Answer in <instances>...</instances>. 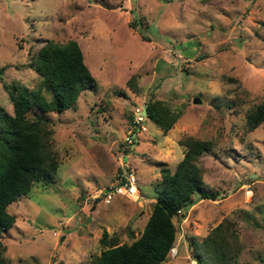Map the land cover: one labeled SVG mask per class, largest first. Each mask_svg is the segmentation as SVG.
I'll list each match as a JSON object with an SVG mask.
<instances>
[{"label": "rangeland", "instance_id": "obj_1", "mask_svg": "<svg viewBox=\"0 0 264 264\" xmlns=\"http://www.w3.org/2000/svg\"><path fill=\"white\" fill-rule=\"evenodd\" d=\"M76 38L97 88L74 108L47 113L58 169L53 183L37 182L7 206L16 216L1 235L10 264H89L103 232L117 243L138 238L160 168L175 169L184 136L212 141L200 163L219 203L193 195L178 255L161 264L197 262L188 238L224 218L242 244L234 264H264V122L245 130L246 113L264 100V0H0V105L12 112L1 80L37 86L32 51ZM150 96L180 116L166 133L144 116L129 142L139 127L133 115ZM124 165L141 198L93 200L117 184Z\"/></svg>", "mask_w": 264, "mask_h": 264}, {"label": "trees", "instance_id": "obj_2", "mask_svg": "<svg viewBox=\"0 0 264 264\" xmlns=\"http://www.w3.org/2000/svg\"><path fill=\"white\" fill-rule=\"evenodd\" d=\"M27 66L40 77L36 87L17 80H1L12 112L0 105V264H10L1 235L16 220L7 206L28 196L35 183L50 185L55 181L58 162L52 147L53 122L47 113L74 108L83 91L97 88V80L74 39L63 43L45 40L29 54ZM128 82L131 85L132 78ZM44 92L50 93V99ZM144 107L146 117L165 133L180 116L167 102L153 96ZM263 122L264 100L246 113L245 130L250 132ZM179 144L184 148L183 157L174 170L160 168L162 181L140 236L131 243H117L103 232V248L89 264H161L176 240L177 211L183 209L185 217L195 193L201 198L216 199L215 192L204 185L200 163L203 153L211 151L212 141L184 136ZM188 244L198 264H234L242 250L234 222L229 218L222 219L201 239L190 236Z\"/></svg>", "mask_w": 264, "mask_h": 264}, {"label": "built area", "instance_id": "obj_3", "mask_svg": "<svg viewBox=\"0 0 264 264\" xmlns=\"http://www.w3.org/2000/svg\"><path fill=\"white\" fill-rule=\"evenodd\" d=\"M142 111L139 109L137 110L133 115V123L138 124L139 128L144 127L140 125L142 121L144 120V116H142ZM131 137H129L128 141L131 142ZM129 172L125 174V172L122 174V176L117 180V184H111L105 187L99 195L93 196V200L96 198H101L104 203L110 204L112 200L115 197L125 198L132 201H138V199L141 198V195L139 193V189L136 186L137 178L135 176L134 171L130 168L128 169ZM183 209H179L177 211L176 217L179 220L177 223V230L181 232L180 229H182V225L185 222V217L182 216ZM59 226L62 225L61 222L58 223ZM177 235V232H176ZM178 245L177 240L174 242L172 247L169 249L167 256L170 259H175L178 255ZM196 260L189 259L188 264H196Z\"/></svg>", "mask_w": 264, "mask_h": 264}, {"label": "water", "instance_id": "obj_4", "mask_svg": "<svg viewBox=\"0 0 264 264\" xmlns=\"http://www.w3.org/2000/svg\"><path fill=\"white\" fill-rule=\"evenodd\" d=\"M193 102H194V103H198V102H200V99L195 98ZM142 115H143V116H146V115H147V113H146V108H145V107H143V109H142ZM139 129H140V128L138 127L136 131H133V133L131 134V138H134V137H135V135H136V133H137V131H138ZM123 170H124L125 174H127V173L129 172V170H128V168L126 167V165H124ZM63 239H64V236L61 237L60 241H62Z\"/></svg>", "mask_w": 264, "mask_h": 264}, {"label": "crops", "instance_id": "obj_5", "mask_svg": "<svg viewBox=\"0 0 264 264\" xmlns=\"http://www.w3.org/2000/svg\"><path fill=\"white\" fill-rule=\"evenodd\" d=\"M75 40V39H74ZM78 39L76 38V41H77ZM79 44V43H78ZM80 46V45H79ZM81 47V46H80ZM82 50V49H81ZM83 53V52H82ZM83 58H84V56H83ZM98 84V83H97ZM126 167L128 168V165H126ZM202 199H206V198H202ZM217 201H219V200H213V202H217ZM217 203H219V202H217ZM194 205V204H193ZM15 222H16V220H15ZM15 224V223H14ZM183 226V225H182ZM178 241H180V240H178ZM5 246H6V252H5V255L7 256V258H8V245L6 244V243H3Z\"/></svg>", "mask_w": 264, "mask_h": 264}]
</instances>
